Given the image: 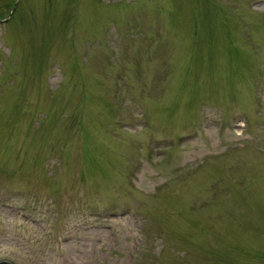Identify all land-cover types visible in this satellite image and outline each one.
I'll list each match as a JSON object with an SVG mask.
<instances>
[{
	"label": "rangeland",
	"instance_id": "1",
	"mask_svg": "<svg viewBox=\"0 0 264 264\" xmlns=\"http://www.w3.org/2000/svg\"><path fill=\"white\" fill-rule=\"evenodd\" d=\"M0 264H264V0H0Z\"/></svg>",
	"mask_w": 264,
	"mask_h": 264
}]
</instances>
